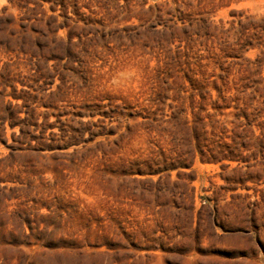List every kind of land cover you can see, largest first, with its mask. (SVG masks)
Here are the masks:
<instances>
[{
    "label": "rangeland",
    "instance_id": "374dc122",
    "mask_svg": "<svg viewBox=\"0 0 264 264\" xmlns=\"http://www.w3.org/2000/svg\"><path fill=\"white\" fill-rule=\"evenodd\" d=\"M0 264H264V0H0Z\"/></svg>",
    "mask_w": 264,
    "mask_h": 264
}]
</instances>
